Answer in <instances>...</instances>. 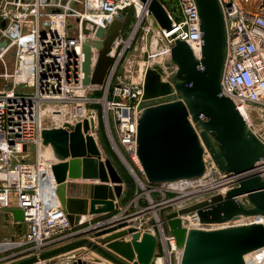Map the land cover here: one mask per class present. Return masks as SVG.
Returning <instances> with one entry per match:
<instances>
[{"label":"built area","instance_id":"obj_1","mask_svg":"<svg viewBox=\"0 0 264 264\" xmlns=\"http://www.w3.org/2000/svg\"><path fill=\"white\" fill-rule=\"evenodd\" d=\"M176 1L177 17L169 12L173 30L161 28V36L167 41V61L161 62L163 80L173 86L178 83V66L172 58L175 40L186 41L197 58L202 56L203 45L197 1ZM218 2L226 31L223 93L236 102L250 128L264 142V0ZM125 7H136L139 13L150 15L139 0H0V208L11 215L15 209L24 211V224L27 226L24 238L27 243L38 247L55 243L53 246L57 248L84 238L95 240L93 234L97 230L117 222L114 218H92L78 227L71 226L56 194L52 151L42 143V130L46 128L42 122V105L45 102L71 103L70 110L76 118L74 123L82 122L96 113L95 110H87L86 93L98 87L104 89L103 97L96 101L103 105L109 138L127 154V169L146 181L137 155L138 122L147 102L143 99L144 81L129 80L118 72L130 46L129 40L121 37L116 41L112 51L115 61L103 86L84 83V44L87 41L92 44L94 68L99 56L96 44L101 40L97 36L98 29H108ZM85 28L88 34L84 32ZM2 43L6 45L2 46ZM120 45L123 47L119 48ZM81 106L84 107V115L76 112L79 108L81 110ZM105 110L109 113L108 118ZM31 147L34 148L33 153ZM32 154L33 161L14 163L19 155L30 157ZM259 170L264 173V159ZM216 175L220 184L214 187L218 183L214 181ZM137 181L140 184V180ZM147 185L148 191L155 187ZM167 185L170 190L181 194L176 202L183 204L187 199L192 204L206 192L209 196L226 194L237 185V180L221 173L208 157L203 177ZM190 191L196 193L188 194ZM248 220L259 221L257 218ZM159 222L164 226L163 221L157 224ZM190 225L187 226L203 227L197 219ZM139 227L146 230L142 223ZM160 229L164 252L155 258V264H166L168 251L172 252L171 257L177 251L179 257L180 253L174 238L166 234L163 227ZM17 245L16 240L0 243V253ZM86 247L89 246L81 248ZM77 250L80 249L34 264H115L99 252L94 258L89 254L77 257L73 255ZM251 254L254 258H248V255V264H264V248Z\"/></svg>","mask_w":264,"mask_h":264},{"label":"water","instance_id":"obj_2","mask_svg":"<svg viewBox=\"0 0 264 264\" xmlns=\"http://www.w3.org/2000/svg\"><path fill=\"white\" fill-rule=\"evenodd\" d=\"M139 1L160 28L173 30V20L161 0ZM196 1L203 33L202 56L197 58L186 41L175 40V86L163 80L160 67L147 68L143 99L149 104L138 122L137 155L145 180L152 186L203 177L208 157L221 173L236 178L237 185L226 194L216 193L169 212L164 222L181 251L180 264H248L246 257L264 248V223L248 220L264 217V173L259 170L264 142L250 128L236 102L223 93L226 31L219 2ZM129 11L130 7H125L108 29H98L101 40L96 44L99 56L94 68L92 44H84L86 85L105 84L115 61L112 51L122 37ZM84 32L89 33L86 28ZM97 128L94 113L82 122L42 130V143L54 158L56 194L72 227L82 225L88 216L115 214L124 193V179L95 138ZM86 164L94 174L92 179L99 182L88 187L89 197L69 195L68 181L85 178ZM188 215L203 227H188L184 220ZM10 216L19 227L25 225L23 210L15 209ZM135 216L138 214L97 230L95 240L84 238L16 264H34L83 246L115 264H155L161 241L154 234L142 233L137 218L129 219ZM242 220L246 221L239 222Z\"/></svg>","mask_w":264,"mask_h":264},{"label":"rangeland","instance_id":"obj_3","mask_svg":"<svg viewBox=\"0 0 264 264\" xmlns=\"http://www.w3.org/2000/svg\"><path fill=\"white\" fill-rule=\"evenodd\" d=\"M161 1L168 9V11L175 15V17H177L179 12L178 6L176 4L177 1ZM126 18L127 21L125 28L122 32V37H124L125 40L130 41V46L126 49L125 55L120 63L118 72L119 74L126 75V78L129 80H133L135 82H142L144 81V76L147 68H151L154 66H158L161 68L163 67L161 62L167 61V56L165 53L167 41L161 36V28L159 27L158 23H156L154 17H152L151 15L145 13L144 16L141 17L136 7H131ZM122 47L123 45L119 46V48ZM100 88L98 87V89L88 91L85 95L88 98V101L86 103L87 110H95V112L98 114L99 123L98 128L95 132V136L99 137L101 148L104 150L105 157L110 158L114 163L120 166V168L126 171L127 165L125 164V161L123 160L122 156H124L125 160L127 161L128 156L124 151L119 152L112 145L105 123L103 105L101 101H96L103 97L104 89L102 90ZM148 104L149 102H145L144 106ZM71 107V103L54 104L52 102H45L42 105V122L44 126L57 127L62 126L65 123L74 124L76 118L73 116L72 111L70 110ZM56 115L59 116L56 117ZM30 149V151L33 153L34 148L31 147ZM119 153H122L123 155L121 156ZM33 159V154L30 157H24V155H19L17 159H14V163L18 161L29 162L33 161ZM134 178L136 179L135 176ZM219 179L220 178L218 175L214 177V181H218L215 187L219 186ZM140 184L137 183V195L133 200V205L127 210L126 215L129 216L137 213L138 216H136V218H138L139 222L141 220V223L146 229L155 228L158 232L159 228L157 226V222L159 216L162 219L163 224L166 225V223L164 222V220L166 219L165 214L171 209H173L174 205H176L175 203L182 206L184 205V207L188 206L187 204H190V200L187 199H183L186 202H183V204H180V202H176L177 196H180L181 194H178L174 191H171L170 193H166L165 191L160 190L156 192H148L144 190V184ZM207 196H209V194L206 192L205 194H202L201 198L197 199L201 200L206 198ZM163 202H166V204H162ZM8 214L9 213L7 210L0 208V243L12 242L13 240H16L18 241V245L16 247L8 248L7 251L0 253V264H16L18 262L38 255V252L44 253L45 251H48L51 247L55 248L53 246L55 245V243H52L49 246L44 244L39 247L32 243H27L24 238V235L27 231V226L24 225L22 228L19 227L11 216L8 217ZM189 220L190 219L188 218V220L186 221L187 225L191 224V220ZM78 249L80 250L73 252L74 254H70H73L77 257L86 256L87 254H89L91 258H94L95 254L97 255L98 253L97 250L93 251L89 247ZM177 254L178 251L172 254L170 261L172 264H179ZM253 256L254 255L251 254L248 256V258H254Z\"/></svg>","mask_w":264,"mask_h":264},{"label":"crops","instance_id":"obj_4","mask_svg":"<svg viewBox=\"0 0 264 264\" xmlns=\"http://www.w3.org/2000/svg\"><path fill=\"white\" fill-rule=\"evenodd\" d=\"M96 137V140L98 142V145L100 146V149L102 150V153L103 155L105 156V153H104V150L101 148V144H100V141H99V137L98 136H95ZM114 163V162H113ZM115 167L117 168L118 172L120 173V175L122 176V178L124 179V182H125V189H124V193H123V196L121 198V200L119 201V209L118 211L115 213V214H106V215H100V216H88L86 217L84 220L85 221H88L90 219H97V220H105V219H108V218H114L116 219V221H119L121 218H124V217H130L132 215H126V212L127 210L133 205V200L134 198L136 197L137 195V191H136V187H137V179L140 180V177L136 174L135 172V175H133V172H130L129 170L126 169V171L120 167H118V165H116L114 163ZM91 169L88 167V165L86 164L84 166V173L86 176L85 178L81 179V180H76V181H73V180H69V195H74V196H81V197H89V186L91 184H95L99 181L97 180H94L92 179V174L93 172L91 173ZM94 176V174H93ZM134 176L137 178L135 179ZM146 182V181H145ZM140 183H143L141 180H140ZM139 184V183H138ZM144 186V185H143ZM165 191L166 193H170L172 190L169 189L168 185H159V186H155L154 188L151 189L150 192H156V191ZM150 194V193H149ZM176 205H174L173 209H171L170 211H168L165 216L169 213V212H172V211H177L179 210L180 208H182L183 206L182 205H179L177 203H175ZM178 207V208H176ZM12 217V216H11ZM7 218V217H6ZM166 218V217H165ZM13 219V217H12ZM14 220V219H13ZM162 219L158 218V221ZM155 226V225H154ZM159 228V227H158ZM163 231L169 235V229H168V226L167 225H164L163 226ZM154 233L157 235V237L159 238V240L161 241L160 242V245L157 247V251H156V257L160 256L163 252H164V245L162 243V239H161V236H162V231L161 229L159 228V233L156 231L155 228H148L146 230L143 231V233ZM130 240V239H128Z\"/></svg>","mask_w":264,"mask_h":264},{"label":"bare ground","instance_id":"obj_5","mask_svg":"<svg viewBox=\"0 0 264 264\" xmlns=\"http://www.w3.org/2000/svg\"><path fill=\"white\" fill-rule=\"evenodd\" d=\"M144 12H141L140 13V16L141 17H143L144 16ZM129 43H130V41H129ZM156 51V50H155ZM140 54V53H139ZM80 109V108H79ZM79 109H77V113L78 114H85V112H84V107H82L81 106V110H79ZM105 112H106V118H108V116H109V113H108V111L107 110H105ZM107 128H108V125H107ZM113 141V142H112ZM111 141V143H112V145L119 151V152H121V149L119 148V146H118V144L115 142V140H112ZM121 156L123 155L122 153H119ZM122 158H123V160L125 161V157L124 156H122ZM132 170L134 171V169L132 168ZM134 175V174H133ZM140 180L143 182V184H144V190L145 191H148V185H147V183L146 182H144L141 178H140ZM215 187V186H214ZM198 191V190H197ZM149 192V191H148ZM192 192H195L196 193V191H190V192H188V194H190V193H192ZM162 204H166V202H163ZM154 205V204H153ZM146 212V211H145ZM188 218L189 219H191V220H193V221H191L190 223L191 224H193L194 223V221H196V219H195V217L194 216H191V215H188V216H186L185 218H184V220H188ZM257 218H259V219H262V220H259V221H261V222H263L264 223V217H257ZM122 219V218H121ZM120 219V220H121ZM130 219V221L131 220H135L136 219V216H135V218L133 217V218H129ZM256 219V218H255ZM136 220H138V218L136 219ZM160 221V220H159ZM140 224H141V220H140V222H139V226H140ZM158 225H160V227L162 228L163 226H162V222H159V224ZM159 227V228H160ZM142 231V233H143V231L144 230H141ZM151 234H154V233H151ZM154 235H156V234H154ZM157 236V235H156ZM171 253L172 252H170V251H168L167 252V257H166V259H165V261H166V264H170V261H171ZM179 253L181 254V251L179 250ZM180 254H179V257H178V260L180 259Z\"/></svg>","mask_w":264,"mask_h":264},{"label":"trees","instance_id":"obj_6","mask_svg":"<svg viewBox=\"0 0 264 264\" xmlns=\"http://www.w3.org/2000/svg\"><path fill=\"white\" fill-rule=\"evenodd\" d=\"M116 164V163H115ZM117 165V164H116ZM118 167H120V166H118Z\"/></svg>","mask_w":264,"mask_h":264}]
</instances>
